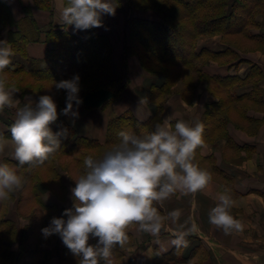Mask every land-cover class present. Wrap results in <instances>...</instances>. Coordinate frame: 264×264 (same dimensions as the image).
<instances>
[{"label":"trees","instance_id":"obj_1","mask_svg":"<svg viewBox=\"0 0 264 264\" xmlns=\"http://www.w3.org/2000/svg\"><path fill=\"white\" fill-rule=\"evenodd\" d=\"M37 8L53 12L52 0H33ZM133 12L128 17V34L123 48L124 67L120 69L113 61L114 46L106 33L99 28L89 29L86 37L78 36L65 28L57 29L52 25L40 26L32 14V7H25L26 15L11 29L7 42L20 57L11 59L5 69L8 84L10 78L17 79V88L22 93L38 96L49 95L57 105L58 119L52 131L62 133L59 136L60 147L52 153L42 165L18 167V161L6 158L7 163L26 183L11 193L7 200H0V264H52L51 252L40 248L46 240L59 238L54 234L45 238L41 229L49 226L55 212V204L44 200V194L53 191L59 197L67 192L63 171L71 172V182L88 169L83 161L86 157L94 159L118 144L121 131L135 135H145L155 130L157 123L164 122L165 101L173 93L187 96L194 93L199 79L208 82V87L219 95L216 107L207 109V122L215 115L232 112L233 105L249 101L257 105L262 92L259 81L263 73L259 65L254 64L247 77L233 75H210L203 69L211 59L222 65L242 61L236 49L242 52L264 51V33H255L260 26L258 15L264 16V0H125ZM119 4V0H116ZM0 0V31L12 22ZM69 0H66L68 5ZM147 13V16H142ZM102 22L104 18L102 17ZM47 29V30H46ZM43 33V35H42ZM220 34L227 44L222 51L207 48L200 49L198 42L206 36ZM44 37L48 43L45 55L31 56L27 46L31 41ZM138 56L142 68L147 72L148 97L153 113L147 120L141 121L128 110L111 117L104 143L84 133L75 126L68 115H63L66 107V91L57 89L55 83L79 75V97L86 109H106L119 101L129 88L130 78L123 75L131 57ZM24 58L25 60H23ZM125 77V80H124ZM252 82L253 90L249 95L238 96L236 88ZM214 108V109H213ZM1 119V118H0ZM4 119V118H3ZM8 129L0 131V137H11V119H4ZM208 126V124H206ZM18 199V200H17ZM17 200L18 213L30 219L32 223L22 230L9 211L10 203ZM74 200L72 203V208ZM130 225V224H129ZM128 225V226H129ZM123 246L115 245L110 257L111 264H119L124 257L130 235L126 232ZM19 240L17 251L11 249L8 242ZM96 242V239H95ZM177 249L160 254L152 264H184L186 257L175 258ZM63 262L70 264L80 259L63 245ZM101 264H105L101 261ZM128 264H134L130 261Z\"/></svg>","mask_w":264,"mask_h":264},{"label":"crops","instance_id":"obj_2","mask_svg":"<svg viewBox=\"0 0 264 264\" xmlns=\"http://www.w3.org/2000/svg\"><path fill=\"white\" fill-rule=\"evenodd\" d=\"M52 2L53 12L51 13L43 8H37L33 0H5L4 6L12 22L1 29L0 40H8L11 29H14L16 23L24 18L25 7L29 6L32 7L33 17L43 28L53 25L54 28H65L81 37L88 35L89 30L74 31V26H66L60 22V11L67 6L66 0H52ZM258 20L260 26L254 29V32L264 33V16L260 15ZM48 46L42 36L39 41H31L27 49L31 56L42 57ZM226 46L220 34L202 38L198 42L200 49L222 51ZM236 50L242 61L222 65L219 61L211 59L203 69L210 75H233L245 78L254 64L259 65L263 73L258 84L262 92L261 101L259 100L257 105L249 101L245 104L236 102L232 112L226 114L223 113V109L208 123L206 121L207 109L215 108L220 97L209 89L207 81H199L194 93L187 94V96L179 93L170 95L165 105L164 121L169 119L173 126L177 120H184L193 125L199 122L204 125L203 143L196 148L192 162L211 173V180L205 189L196 193L186 194L177 191L162 202H154V207L162 217H167L169 212L179 209V219L175 222L165 219L160 233L155 236L142 231L137 223L130 224L125 229V232L130 235V242L119 264H128L130 261L134 264H152L160 254L169 253L174 249H177L175 258L183 255L187 260L192 256L184 264H264V51L259 49L245 53ZM115 55V66L122 69L125 66L123 55L121 59H117L116 49ZM133 58L136 67L139 66L137 70L142 77V83H135L134 77L131 76L129 84L138 96L136 103L132 101L133 99L123 96L120 102L117 101L120 103V108H115L112 113L110 110L100 108L86 109L82 104L77 108L74 104L73 111H78V116L68 115L75 126L102 143L106 141L109 119L116 115L115 113L128 110L141 121L147 120L153 113L152 103L148 97L147 72L142 68L138 57ZM253 88V83L247 82L236 88V94L238 96L249 95ZM19 93L21 92H16L14 95L20 97ZM89 111H100V118L89 116ZM12 120L15 121V119ZM50 128L54 130V123L50 125ZM7 129L8 126L0 131ZM4 139L8 143L3 153L0 154V163H3L6 158L16 160L11 137H4ZM65 171L63 178L67 179V170ZM66 184L68 190L61 197L53 191L44 194L46 202L56 205L53 217H61L65 209L72 208L71 189L74 185L67 182ZM221 193L230 196L232 205L229 211L235 219L242 223L241 231L230 230L225 233L222 228L209 222V211L219 203L217 197ZM17 200L10 203L9 211L17 220L19 229L22 230L32 221L18 213ZM64 219L66 220L67 217ZM180 233L184 234L187 246H176L173 243ZM89 243L96 244L95 239H90ZM6 244H9L14 251L19 248V240L6 241ZM63 245L59 237L44 241L40 244V248L51 252L52 264H65L63 262L65 254L62 253ZM73 257L76 258V256ZM70 264L77 263L74 260ZM173 264H176L175 260Z\"/></svg>","mask_w":264,"mask_h":264},{"label":"clouds","instance_id":"obj_3","mask_svg":"<svg viewBox=\"0 0 264 264\" xmlns=\"http://www.w3.org/2000/svg\"><path fill=\"white\" fill-rule=\"evenodd\" d=\"M116 0H69L60 11V22L74 26V31H84L103 26L104 15L114 16ZM14 51L7 41L0 40V112L16 108V119L10 126L14 158L18 167L42 165L60 147L59 136L50 125L58 119L57 105L49 95L30 97L22 107L14 99L18 91L8 84L5 69L11 64ZM79 75L55 83L66 91L63 115L78 116L83 103L79 97ZM204 125L177 120L174 126L169 119L157 123L155 130L145 135L118 133L120 142L100 158L88 156L83 163L88 169L75 181L71 189L73 208L65 209L61 217H53L49 226L41 229L47 238L58 234L63 244L77 257L78 264H111L115 245L123 246L125 229L137 223L142 231L158 235L165 219L173 222L180 216L176 209L162 217L154 202H162L177 191L196 193L205 189L211 173L194 164L195 150L203 143ZM8 141L0 137V154ZM7 163H0V200L26 183ZM219 203L210 209L209 222L222 228L241 231L242 223L230 214L232 201L229 195H218ZM64 217H67L65 220ZM96 239V244H90ZM176 246H187L184 234L173 241Z\"/></svg>","mask_w":264,"mask_h":264},{"label":"rangeland","instance_id":"obj_4","mask_svg":"<svg viewBox=\"0 0 264 264\" xmlns=\"http://www.w3.org/2000/svg\"><path fill=\"white\" fill-rule=\"evenodd\" d=\"M117 5L118 6L116 8L115 15L114 16L104 15L103 16V18H104L103 26L99 27V30L102 31L103 33H106L109 36V38L111 39L112 43H113V46H114L113 61H114L115 49H116L117 56H118L117 59H121V55H123L122 51H123L125 40L127 39V34H128L127 19H128V17L133 15V12L130 11V9L127 7L125 0H119V4H117ZM146 14L147 13L143 14L142 16H147ZM259 16L260 15H258V17ZM47 29H49V27ZM213 36H215V35H213ZM213 36H206V37H213ZM206 37H203V38H206ZM207 39H209V38H207ZM212 40H214V39H212ZM211 47H214V46H211ZM135 56H137V55H135ZM18 57H20V56H18L14 52V55L11 57V59H16ZM22 59L25 60L24 58H22ZM117 59L115 57V60H117ZM122 59H123V57H122ZM133 59H134L133 57H131L129 59L128 63L126 64V65H128L126 70H123V75H126V76L128 75V77L130 78L129 79L130 81H131V76H132V78L134 77V79H135V83H137V82L138 83H142L141 82L142 81V77L140 76V74H139V72L137 70V69H139V66L136 67V65L134 64ZM123 61L125 62L124 59H123ZM117 62H118V60H117ZM124 80H125V77H124ZM202 80H204V79H199V81H202ZM9 82L11 83L10 86L15 87L18 90L17 92H19V91L21 92V93H19V96L22 97L21 100H20V97H18V95H14V99H17V100L20 101V103H19V105H17V107H22L23 104L26 102V98H29V97L33 101H37L38 100L39 96L37 94L35 95L33 93H22V91L17 88L18 86H16L17 85V79L10 78ZM129 84H130V82H129ZM30 94L31 95L33 94V96H31ZM172 94H174V93L172 92ZM170 95L168 96L167 100L170 98ZM124 96H127L128 99L129 98L133 99L132 101H135L134 103H136L138 101L136 99V98H138V96L131 89V86H129V88L125 91ZM167 100L165 101V105H166ZM119 102L113 103L111 106H109L108 108H106L104 110H110L111 113H112L115 108H120L119 107V105H120ZM16 110H17L16 108H7L6 107L2 112H0V118H1L0 120L2 121V122L0 121V129L6 128L4 119H6V120L8 118L11 119V120L12 119H16ZM88 113H89V116H96V119L100 118V111H89ZM115 114H117V113H115ZM113 116H115V115H113ZM63 173H66V171H63ZM67 176H68V178L64 179L65 182L72 183L71 182V176L72 175H71L70 171H67ZM52 218H53V215H52ZM112 264H117V263L114 262Z\"/></svg>","mask_w":264,"mask_h":264}]
</instances>
